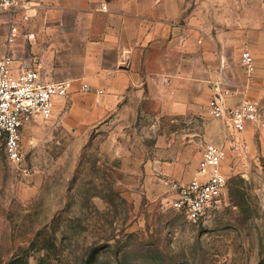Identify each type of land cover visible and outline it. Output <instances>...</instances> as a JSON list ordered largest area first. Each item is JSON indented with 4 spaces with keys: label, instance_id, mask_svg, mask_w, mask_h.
I'll list each match as a JSON object with an SVG mask.
<instances>
[{
    "label": "rangeland",
    "instance_id": "374dc122",
    "mask_svg": "<svg viewBox=\"0 0 264 264\" xmlns=\"http://www.w3.org/2000/svg\"><path fill=\"white\" fill-rule=\"evenodd\" d=\"M180 1L202 40L264 27V0ZM69 111L23 128L27 173L0 147V264H264V137L241 153L202 107L176 117L157 100L93 125ZM208 143L226 148L227 187L190 222L172 203Z\"/></svg>",
    "mask_w": 264,
    "mask_h": 264
},
{
    "label": "crops",
    "instance_id": "0c3cea01",
    "mask_svg": "<svg viewBox=\"0 0 264 264\" xmlns=\"http://www.w3.org/2000/svg\"><path fill=\"white\" fill-rule=\"evenodd\" d=\"M14 1V9L0 13V57L12 55L15 69L26 62L45 82L71 80L54 112L68 102L77 124H96L137 99L168 102L176 117L200 107L208 113L215 95L228 106L255 102L264 112V27L240 39L226 32L202 40L184 25L180 0ZM11 27L18 34L8 43ZM83 82L103 92L82 91ZM255 134L263 138L264 130L248 123L239 135L241 153Z\"/></svg>",
    "mask_w": 264,
    "mask_h": 264
},
{
    "label": "built area",
    "instance_id": "2783aa9c",
    "mask_svg": "<svg viewBox=\"0 0 264 264\" xmlns=\"http://www.w3.org/2000/svg\"><path fill=\"white\" fill-rule=\"evenodd\" d=\"M14 8V0H0V13ZM17 34V28L11 27L8 43ZM241 58L247 71L251 72L253 62L249 52H242ZM14 62L10 54L0 57V147L8 162L18 166L22 173H27V168L22 165V130L33 121L51 120L55 99L68 94L72 81L45 82L39 72L26 62H21L17 69L14 68ZM80 89L95 94L103 92L85 82L80 84ZM207 108L210 117L225 122L232 135L237 136L232 145L237 151H242L239 135L245 131L248 123L264 130V112L255 102L245 101L228 106L219 95H215L208 101ZM227 155L224 146L206 144L194 175L179 186L172 207L188 221L197 222L218 207L227 187V177L223 170Z\"/></svg>",
    "mask_w": 264,
    "mask_h": 264
}]
</instances>
